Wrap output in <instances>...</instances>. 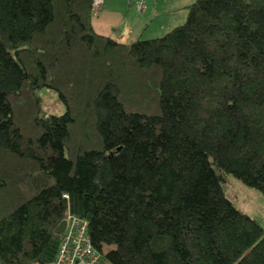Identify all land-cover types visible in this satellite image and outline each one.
Here are the masks:
<instances>
[{
	"label": "trees",
	"instance_id": "obj_1",
	"mask_svg": "<svg viewBox=\"0 0 264 264\" xmlns=\"http://www.w3.org/2000/svg\"><path fill=\"white\" fill-rule=\"evenodd\" d=\"M95 12L0 0V264L52 261L69 213L111 264H264V218L224 186L264 196V0H195L132 42Z\"/></svg>",
	"mask_w": 264,
	"mask_h": 264
},
{
	"label": "crops",
	"instance_id": "obj_2",
	"mask_svg": "<svg viewBox=\"0 0 264 264\" xmlns=\"http://www.w3.org/2000/svg\"><path fill=\"white\" fill-rule=\"evenodd\" d=\"M166 3L167 0H147L144 9L139 10L129 0H104L99 8L100 12L94 15L96 17H93L92 23L97 32L121 42L136 41L146 33L149 38L160 37L179 19L173 20L172 10L160 6ZM108 15L111 17L107 18ZM110 18L112 20H109ZM182 19L183 17L179 21ZM260 211L262 213L258 212L257 217L262 218L264 207Z\"/></svg>",
	"mask_w": 264,
	"mask_h": 264
},
{
	"label": "rangeland",
	"instance_id": "obj_3",
	"mask_svg": "<svg viewBox=\"0 0 264 264\" xmlns=\"http://www.w3.org/2000/svg\"><path fill=\"white\" fill-rule=\"evenodd\" d=\"M194 1L195 0H173V1L167 0L166 4L160 5L165 9L172 10L173 20H177L178 18L180 19L181 17H183L181 21H179L178 19L176 23L171 25V27H169L167 31L163 33V35L166 34L173 27L183 24L187 20V16L189 13V5ZM99 12L100 11L98 9L97 13L94 15H97ZM112 14L114 15L117 13H112ZM95 17L96 16H94V18ZM109 17H111V15L107 16V18ZM109 20H112V18H110ZM146 38H149L147 33L141 37V39H146ZM36 93L39 98L40 105L42 107V113L44 116H48L51 114L60 115L66 111V106L61 100V97L59 96L57 91L48 87H42L37 89ZM224 186L228 200H230L238 209L243 211L245 214L252 217H257L258 212L262 213V211L260 210H262V208L264 207V196L259 190L247 186L232 174L226 175ZM261 222L264 227V221ZM28 264H40V263L37 261H31Z\"/></svg>",
	"mask_w": 264,
	"mask_h": 264
},
{
	"label": "built area",
	"instance_id": "obj_4",
	"mask_svg": "<svg viewBox=\"0 0 264 264\" xmlns=\"http://www.w3.org/2000/svg\"><path fill=\"white\" fill-rule=\"evenodd\" d=\"M146 0H130L139 10H143ZM104 0H92L93 10H98ZM264 218V217H263ZM55 258L43 264H111L93 244L87 219L69 213Z\"/></svg>",
	"mask_w": 264,
	"mask_h": 264
},
{
	"label": "water",
	"instance_id": "obj_5",
	"mask_svg": "<svg viewBox=\"0 0 264 264\" xmlns=\"http://www.w3.org/2000/svg\"><path fill=\"white\" fill-rule=\"evenodd\" d=\"M66 226V219H63L56 228V232L62 234Z\"/></svg>",
	"mask_w": 264,
	"mask_h": 264
},
{
	"label": "clouds",
	"instance_id": "obj_6",
	"mask_svg": "<svg viewBox=\"0 0 264 264\" xmlns=\"http://www.w3.org/2000/svg\"><path fill=\"white\" fill-rule=\"evenodd\" d=\"M97 11V10H96Z\"/></svg>",
	"mask_w": 264,
	"mask_h": 264
}]
</instances>
